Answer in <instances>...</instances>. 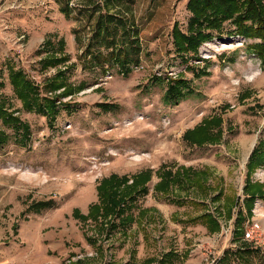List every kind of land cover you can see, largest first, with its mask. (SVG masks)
Here are the masks:
<instances>
[{
    "label": "rangeland",
    "instance_id": "1",
    "mask_svg": "<svg viewBox=\"0 0 264 264\" xmlns=\"http://www.w3.org/2000/svg\"><path fill=\"white\" fill-rule=\"evenodd\" d=\"M95 1L70 0L76 10L65 16L56 0H0V91L8 109L31 129L28 143L20 144L13 129L0 124L9 136L0 147V264H73L79 259L123 264L131 253L134 264H149L144 261L169 248L186 253L182 264L194 248L206 254L194 257L198 264H264V243L233 240L235 228L243 232L253 219L260 221L264 235V196L249 210L245 188L249 181L264 183V164L246 180L251 152L264 144V70L246 48L256 40L224 34L203 43L198 57L185 53V61L174 52L171 32L174 25L188 32V0H134L120 10L133 26L139 61L128 76L116 64H106L102 72L101 63H87L84 57ZM107 9L117 13L118 8ZM58 41L68 59L40 68L47 54H57ZM6 63L23 69L41 95L50 96L42 85L58 70L67 75V84L83 87L62 96L58 104L72 107H59L51 123L47 115L22 109ZM153 75L181 77L193 92L165 103V88ZM99 103L115 107L104 110ZM213 117L221 120L211 127L220 129L218 142L196 146L183 138L187 129ZM181 166L189 168L194 182L176 184L168 193L153 190L161 171ZM146 170L151 171L149 192L132 205L136 221L125 232L104 229L99 219L79 218L99 201L103 180L126 176L120 189L128 194L125 185ZM48 200V206H37ZM140 208L150 209L146 218ZM203 213L216 217L217 232L198 219Z\"/></svg>",
    "mask_w": 264,
    "mask_h": 264
},
{
    "label": "trees",
    "instance_id": "2",
    "mask_svg": "<svg viewBox=\"0 0 264 264\" xmlns=\"http://www.w3.org/2000/svg\"><path fill=\"white\" fill-rule=\"evenodd\" d=\"M59 4V10L69 16L75 8L69 5L70 0H56ZM134 0H96L90 6V17H95L93 24V34L86 45L84 57L87 63L99 62L102 72H107L106 64H116L118 71L123 76H128L132 67L139 61L140 46L132 38L133 26L127 15L121 13L122 5L131 4ZM110 6H117V13L109 12ZM95 7V9L93 8ZM187 7L191 12L189 18L188 32H181L175 25L171 35L173 38L174 52L183 55L189 52L194 57H198L199 47L206 41L214 37L221 38L224 34L237 35L245 39L256 40L247 45L249 52L253 53L258 59L260 68L264 70V0H188ZM105 9L106 12H102ZM78 10V9H77ZM81 11V10H78ZM82 14V12H80ZM232 25L231 30H225L224 25ZM56 47L57 54H47L40 61V68L45 69L68 59V55L63 53L62 41H58ZM95 60V61H94ZM99 63H94L95 67ZM8 80L12 87L13 94L21 102L22 109L26 111H35L42 115H47L51 123L55 121L60 113L61 106L70 108L69 102L61 104L62 96H68L82 89L83 84L74 86L66 83L67 75L63 70H58L55 76L45 79L42 90L48 91L50 96L41 95V89L36 82L30 78L26 72L14 64L6 63ZM205 70H201L204 73ZM200 70L197 69L196 75ZM152 80L164 86L163 101L165 103H177L182 98L193 92L187 80L177 77L152 76ZM4 87L3 80H0V90ZM64 88L60 93L58 89ZM59 101V102H58ZM59 103V104H58ZM104 110L113 109L115 106L109 103L98 104ZM9 103L0 91V124L4 127H11L15 140L20 144H27L31 137L30 126L23 122L15 113L17 111L8 109ZM221 120L213 117L192 129H187L183 138L196 146H203L207 143H216L219 141L220 129L213 132L211 127L220 125ZM9 139L8 134L3 128H0V147ZM257 146L251 152L247 164L246 180L248 181L254 169L264 164V144ZM188 167H177L176 170L165 169L159 173V181L154 185L153 190L160 193H168L173 186L180 183H186L189 180L194 182L192 174ZM194 175H199L198 172ZM191 177V178H190ZM151 178V171L135 175L128 187L129 193L120 189L121 185L127 182L126 176L119 178L112 175L105 179L98 186L99 201L90 205L87 215L79 214V218L85 220L91 218L99 219L101 227L107 230H119L125 232L135 221V215L130 211L132 205H135L137 198L147 195L149 187L146 182ZM248 191L247 204L249 210L254 207L255 200L264 196L263 182H250L245 185ZM132 191V192H131ZM131 193V194H130ZM140 193V194H139ZM167 195V194H166ZM50 201L40 202L37 206H48ZM76 214L79 211L75 210ZM150 209L140 208L138 213L144 218L147 217ZM142 217H139V219ZM194 219V218H193ZM198 219L206 226L210 232H217L220 225L211 214L203 213ZM241 216L235 220L237 224L241 221ZM104 221V222H103ZM243 237V232L238 228L234 230L233 240ZM186 253H180L175 248H169L161 253L158 258L151 257L144 262L153 264H182ZM135 255L131 253L130 260L123 264H134ZM225 254L223 255V258ZM73 264H84L82 260H76Z\"/></svg>",
    "mask_w": 264,
    "mask_h": 264
},
{
    "label": "built area",
    "instance_id": "3",
    "mask_svg": "<svg viewBox=\"0 0 264 264\" xmlns=\"http://www.w3.org/2000/svg\"><path fill=\"white\" fill-rule=\"evenodd\" d=\"M244 240L250 241L252 244L260 245L264 243V235L261 223L258 219L251 220L243 229Z\"/></svg>",
    "mask_w": 264,
    "mask_h": 264
},
{
    "label": "crops",
    "instance_id": "4",
    "mask_svg": "<svg viewBox=\"0 0 264 264\" xmlns=\"http://www.w3.org/2000/svg\"><path fill=\"white\" fill-rule=\"evenodd\" d=\"M203 247H205V246H203ZM180 253H182V252H180ZM205 255H206L205 251L200 250L198 248H194L192 250H189L188 257L185 259L184 264H198L197 260H195L194 257L196 256L197 258H199L201 256V258H204Z\"/></svg>",
    "mask_w": 264,
    "mask_h": 264
}]
</instances>
